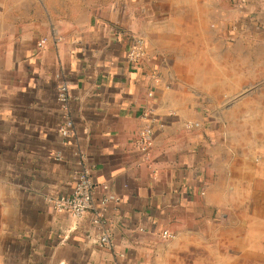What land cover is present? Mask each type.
Here are the masks:
<instances>
[{
	"label": "crops",
	"instance_id": "0c3cea01",
	"mask_svg": "<svg viewBox=\"0 0 264 264\" xmlns=\"http://www.w3.org/2000/svg\"><path fill=\"white\" fill-rule=\"evenodd\" d=\"M84 171L107 247L49 203ZM0 264H264V0H0Z\"/></svg>",
	"mask_w": 264,
	"mask_h": 264
},
{
	"label": "built area",
	"instance_id": "2783aa9c",
	"mask_svg": "<svg viewBox=\"0 0 264 264\" xmlns=\"http://www.w3.org/2000/svg\"><path fill=\"white\" fill-rule=\"evenodd\" d=\"M47 41L39 40L36 43L37 49L42 50ZM145 41L141 38H134L128 57L131 62H139L144 57ZM58 91L56 101L60 107L62 121L59 128L60 136L64 141L69 140L75 135L74 120L70 109V82L64 78L58 77ZM149 98L153 96L152 92L147 95ZM154 114L152 108H147L144 116L151 120ZM198 127L197 124L193 125ZM153 146V131L149 126L141 129L138 139L134 144V150L137 151L145 159L148 158ZM106 192L100 201H95L94 195L99 189ZM109 185L103 183L97 185L91 181L88 171L76 174L74 181L66 194H55L49 199L55 213L64 214L71 219L79 220L87 218L90 225L100 232L99 241L101 246L107 247L109 243V227L105 219L107 205L111 202L117 203L118 199L109 191ZM163 239L173 238V234L169 231H163L161 234Z\"/></svg>",
	"mask_w": 264,
	"mask_h": 264
}]
</instances>
